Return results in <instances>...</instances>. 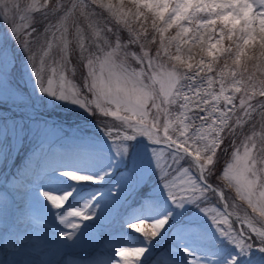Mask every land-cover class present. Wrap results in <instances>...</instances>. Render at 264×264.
Here are the masks:
<instances>
[{
	"label": "snow or ice",
	"instance_id": "6c2138e0",
	"mask_svg": "<svg viewBox=\"0 0 264 264\" xmlns=\"http://www.w3.org/2000/svg\"><path fill=\"white\" fill-rule=\"evenodd\" d=\"M13 39L35 90L94 116L107 142L78 147L86 170L65 167L42 127L44 139L0 190V264H36L15 258L32 245L21 225L35 215L53 225L47 244H85L108 200L119 203L153 170L164 207L150 195L156 218L135 212L124 223L149 244L167 242L155 251L114 243L77 264H264V0H0V103L21 104L10 81ZM6 133L0 127V143ZM7 158L0 147V163ZM125 161L103 207L81 195ZM66 202L70 210L53 211ZM186 205L198 212L182 215Z\"/></svg>",
	"mask_w": 264,
	"mask_h": 264
},
{
	"label": "rangeland",
	"instance_id": "374dc122",
	"mask_svg": "<svg viewBox=\"0 0 264 264\" xmlns=\"http://www.w3.org/2000/svg\"><path fill=\"white\" fill-rule=\"evenodd\" d=\"M7 46L14 60V72L10 77L11 85L14 89L24 94L27 100L21 104L14 103L11 100L0 103V127H7L6 138L0 143V147L3 148L8 157L0 163V190H3L6 182L11 181L17 172L23 169L31 153L44 139L42 133V127L44 126L51 130V134L47 139L52 151L62 152L67 156L64 166H79L81 170H86L75 159L78 147L84 143L105 144L107 142V138L98 126L97 120L78 106L43 96L38 90H35L34 76L31 74V65L27 60V53L14 39L10 40ZM70 79H73L77 84L79 83L78 74L75 77H70ZM19 108L35 115L22 116V110ZM37 116H42V118ZM51 121L62 124L67 134L56 128L54 129L55 124ZM142 139L146 140V138ZM125 165L126 161L120 163L119 167L113 170L112 179L106 184L84 188L81 191V195H86L85 199H87V196L95 194L94 198L101 200L99 207H103L104 201L108 199V190L119 179V175L124 170ZM118 189L119 185H116L111 192V197L114 198L120 195ZM149 193L151 196L157 197L152 202L154 208L160 209L164 207L163 201L166 199V195L162 192L160 177L155 170L148 175L146 182L140 189L126 193L119 203L114 204L111 200H108L105 209L107 219L93 229L85 244L77 248H64L61 250L54 245L46 243L54 230L52 223L46 216L35 215L26 219L21 227L27 229L31 234L32 245L24 249L23 255L15 258L35 261L36 264H48L50 261L57 260L63 261L64 264H77L78 260L76 259L85 255L87 257L85 256L83 260L91 259L98 256L102 249L110 248L112 244L121 242H125L124 246L137 244V246L148 247L151 251H155L157 247L167 242L166 238L154 237L153 239L156 240L149 244L147 239L142 236V233L132 232L134 230L129 229L127 224L124 223L135 212L142 213L141 218H156L153 213L147 212L145 205V201L150 196ZM77 199L81 205L85 202L79 196ZM64 210H70L67 202L62 209H53V211ZM178 211L182 215L193 217L198 212V209L195 205H186L185 209ZM97 213H99V208ZM70 219L73 218L70 217ZM84 223L92 224L93 221H84ZM55 224L60 228L64 227L60 224L58 218ZM143 228L144 230H149L150 222H145ZM127 233H132L136 239L128 236ZM6 242L4 231L0 228V252L3 251ZM9 252H11V248H9ZM197 254L205 260L211 258L199 250Z\"/></svg>",
	"mask_w": 264,
	"mask_h": 264
},
{
	"label": "bare ground",
	"instance_id": "6f19581e",
	"mask_svg": "<svg viewBox=\"0 0 264 264\" xmlns=\"http://www.w3.org/2000/svg\"><path fill=\"white\" fill-rule=\"evenodd\" d=\"M24 115H26V114H24Z\"/></svg>",
	"mask_w": 264,
	"mask_h": 264
}]
</instances>
